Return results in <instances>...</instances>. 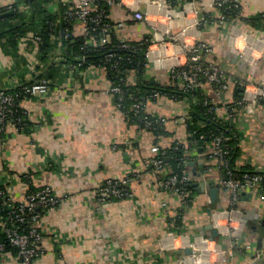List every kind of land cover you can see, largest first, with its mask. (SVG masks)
I'll use <instances>...</instances> for the list:
<instances>
[{
    "label": "crops",
    "instance_id": "obj_1",
    "mask_svg": "<svg viewBox=\"0 0 264 264\" xmlns=\"http://www.w3.org/2000/svg\"><path fill=\"white\" fill-rule=\"evenodd\" d=\"M186 1L199 7L200 0H125L109 6L108 18L125 22L113 34L118 41L155 39L142 73L128 69L124 75L133 85L140 79L169 84V63L175 57L178 63L184 60L179 45L206 42L211 48L207 57L220 64L231 79L224 91L206 82L199 87L214 106L211 113L231 125L237 135L233 168L264 171V102L251 101L254 86H264V0H238L241 15L228 23L227 30L191 27L173 42L172 37L193 22V13L181 9ZM11 4L19 6L18 13L28 14L34 5L42 8L45 13L34 19L36 23L48 20L45 15L53 19L49 39L53 46L46 51L32 39H19L14 46L0 39V88L40 78L51 82L46 96L22 102L30 114L27 131L8 128L0 134L4 200L20 201L30 189L45 186L51 187L58 199L37 223L42 233V253L33 264H264L261 186L242 194L235 207L239 210L234 221L240 228L238 247L230 249L228 240L218 235L219 255L193 254L191 243L199 235L197 229L212 224L214 210L229 208V194L219 187L217 200L212 203L209 199V183H218L222 176L216 161L205 158L210 143L193 147L188 139L179 117H188L189 102L173 101L164 95L146 101L145 111L166 119V123L159 134L140 130L116 107L103 68L82 66L63 56L71 39L82 35L79 22L66 26L67 31L63 26L62 13L73 0H0V7ZM169 8H174V13L170 14ZM135 10L146 19H135ZM230 28L251 40L240 37L233 45ZM66 34L68 43L64 42ZM176 142L189 151L190 162L202 163L197 168L188 165L197 190L191 206L180 215L178 197L160 190L156 172L147 170L145 164L153 144L169 148ZM131 175L130 197L106 203L96 199L95 191L105 179ZM0 264L20 261L15 251L8 249L0 255Z\"/></svg>",
    "mask_w": 264,
    "mask_h": 264
},
{
    "label": "built area",
    "instance_id": "obj_2",
    "mask_svg": "<svg viewBox=\"0 0 264 264\" xmlns=\"http://www.w3.org/2000/svg\"><path fill=\"white\" fill-rule=\"evenodd\" d=\"M125 3V0H73V5L67 8L62 13L63 21L72 24L79 22L82 26L83 43L80 47L82 54L76 57L77 64L84 62V51L91 47H101L110 43L113 34L118 31L124 24V21L112 22L108 18V14L101 7V3L110 6L113 3ZM7 11L19 10V6L8 5L5 6ZM170 14L174 13V8H169ZM187 13H193V22L186 24L180 29L179 34L172 37L180 38L186 35L188 28H201V25L214 26L221 28L233 20L239 18L241 15V6L238 0H200L199 7H193V3L184 2L181 6ZM233 15L229 17L228 15ZM133 17L137 20L146 19L145 15L135 10ZM230 42L236 45L237 38L242 37L243 40L250 41L249 36L234 34L230 28L229 30ZM32 39L33 42L39 46L42 43L40 29L30 32L27 36H23L20 40ZM247 41V42H248ZM255 41H259L255 39ZM164 44L163 40H160ZM246 42V43H247ZM140 42L139 44H144ZM155 43V39L150 37V44ZM122 49L130 48L131 46L122 42L120 44ZM180 49L184 53V60L178 63L177 57L173 58L168 65L170 83L176 85L179 89L189 91L195 89L201 84V79L213 86L217 91H224L228 88V79L224 74V70L220 64L211 61L207 55L211 52L210 46L204 41H195L190 45L180 44ZM245 45L242 47L244 51ZM241 50V51H242ZM146 51V56H147ZM61 60L60 57L57 59ZM130 62L129 57L109 51L105 55V62L110 63V69L116 68L118 82H110L108 93L113 97L116 107L123 113L133 111L138 113V118L143 121V127L140 130H154L162 129L166 123V119L161 117L148 118L142 116L141 112H145V102L148 100H156L162 94L158 91H152L147 96L135 99L131 103L127 111L124 110L123 101L125 93L123 85H129L125 77V70L119 69V64L122 62ZM147 63V59H146ZM145 63V65H146ZM124 64V63H123ZM78 66V65H77ZM107 73L105 66H100ZM132 70V69H131ZM249 85V83L247 84ZM246 85V86H247ZM51 82L47 79L40 78L32 80L24 84H14L0 88V134H4L6 129L11 128L15 131L26 132L30 126L29 111L22 106L25 99L33 97H44L49 93ZM251 101L262 100L264 102V86H254ZM165 96V95H164ZM167 97V96H166ZM173 101H180L176 98H171ZM206 104H211V101L205 100ZM214 110L211 104L208 108L209 112ZM182 124L186 126L187 114L179 117ZM150 130V131H151ZM202 138V136H200ZM229 136L223 133L214 134L210 142V149L205 154L208 160H215L217 168L222 176L219 179V187L229 194V208L214 210L211 213L212 225L217 229L219 235L228 240L230 249L238 247V236L240 228L234 225V221L238 220L235 213H239L235 207L240 200L242 194L258 189L264 182V171L257 172H241L238 173L230 165V149L231 146L227 143ZM193 145V144H192ZM178 147H184L181 142L174 143L171 147L174 151ZM195 147V145H193ZM197 147V146H196ZM173 150L160 147L153 144L150 148L151 155L145 160L147 170L156 172L157 184L160 190L164 192H171L178 197L180 203V213L188 209L193 203L194 196L189 188L190 182L188 163L191 160L189 151H183L181 156H175ZM125 176L123 178H108L96 189L95 197L101 203L115 201L131 196L129 190V183L134 178V175ZM6 193L0 188V199L3 202L0 205V232L4 238L0 241V255L6 253L8 249H12L16 253L20 264H33L38 258L42 250L39 247V242L42 239V233L38 228V222L41 219L42 212L54 207L58 199L49 186L39 188L35 191H28L24 194L22 200L13 201L8 199L6 202L4 198ZM164 205V204H163ZM4 212V213H3ZM3 213V214H1ZM212 244V246H210ZM193 254L199 256L203 253L218 254L221 251V243L215 239H211L205 235H196L191 243ZM226 263L218 262L217 264Z\"/></svg>",
    "mask_w": 264,
    "mask_h": 264
},
{
    "label": "trees",
    "instance_id": "obj_3",
    "mask_svg": "<svg viewBox=\"0 0 264 264\" xmlns=\"http://www.w3.org/2000/svg\"><path fill=\"white\" fill-rule=\"evenodd\" d=\"M172 4V2H171ZM102 9L105 10V12H108L109 6L105 3H101ZM7 11L6 7H0V13ZM44 12L42 8H38L34 5L33 8H31L30 12L27 13H18L17 10H13L11 15L1 17L0 18V39H5L6 42H10L12 46L16 45L18 43V40L25 36L29 35L30 32L36 31L37 29H40V35L42 37V43L39 45L41 50L46 51L47 49H50L51 46H53L50 42V34L53 29V19L50 15H45L44 18H48V20L44 21L41 20V23H36L34 19L41 16ZM233 14L230 13L228 16L231 17ZM65 30L67 31L69 23L65 22L63 23ZM204 27V25H201V28ZM67 35V34H66ZM67 39L64 41L65 43L69 41L68 35L66 36ZM84 36L81 35L78 38L71 39L72 42H70L67 46L66 52L63 55L64 57L68 58V60H71L72 62L77 63L76 57L80 56L82 54V51L80 50V47L83 43ZM31 39V38H30ZM70 40V41H71ZM122 42L118 41L115 37H111L110 43L103 45L101 47H91L84 51V62L82 63V66L88 65V64H95L98 66H105L107 69V77L110 80V82H118V77L121 76L120 73H117L116 68L110 69V63L105 62V55L109 51H113L117 54L124 55V57H129L130 62H122V64H119V69L128 70L132 69L135 71H139L142 73L145 63H146V51L150 44V38H146V41L144 44H139L140 42H127L131 47L130 48H124L122 49L120 47V44ZM70 51V52H69ZM124 63V64H123ZM32 81V80H31ZM201 83L206 82L204 79H201ZM28 83V82H24ZM20 83V84H24ZM123 91L125 93V99L123 101L124 110L127 111L131 105V103L134 102L135 99L139 98V100L143 101L144 99H141L143 96H147L152 91H158L160 94L165 95L169 98H176L177 100H187L189 102V110H188V118L186 123V130L188 133V139L191 142V144L197 146V147H203L204 143H210L214 134H225L229 136V140L227 143L231 146L230 149V165L233 166V154L235 152V149L237 147V135H235L234 129H232L231 125H228L227 123H224L223 121L219 120L214 113H211L208 111V108L211 104L204 103L205 100H208L206 95H204L203 90L198 86L195 89L184 91L182 89H179L176 85L169 84H159L151 81H144L143 79H140L136 82V84H129V85H123L122 86ZM145 111V110H144ZM126 116V119H128L130 122H133L138 126V128L143 127V121L138 118V113H134L133 111H129L128 113H124ZM142 116H147L148 118H153L155 116H152L148 114L146 111L141 112ZM151 130V129H150ZM155 134H159L162 129H154L151 130ZM202 136V138L200 137ZM168 150H173L172 148H168ZM184 151V147H178V150L174 151L173 154L175 156H181V154ZM238 173L241 172H247V171H238ZM188 188L190 192L195 195L197 188L194 186L193 181L190 180L188 184ZM261 188L264 189V182L261 184ZM29 191H35V189H30ZM241 201V200H240ZM3 202V199H0V205ZM239 203V202H238ZM237 203V204H238ZM4 213V212H3ZM1 213V214H3ZM43 214V212H42ZM1 238L0 241L3 240L4 236L0 232Z\"/></svg>",
    "mask_w": 264,
    "mask_h": 264
},
{
    "label": "water",
    "instance_id": "obj_4",
    "mask_svg": "<svg viewBox=\"0 0 264 264\" xmlns=\"http://www.w3.org/2000/svg\"><path fill=\"white\" fill-rule=\"evenodd\" d=\"M11 14H12V11L2 12V13H0V18L11 15ZM199 150L201 151V149H199ZM188 165L192 166L193 168H197V166L201 167L202 163H199L197 161H192V162H189ZM198 189L201 191V187H198ZM218 190H219V184L218 183H216V184H214L212 182L209 183V188H208L207 194H208L209 199L212 203H214L217 200ZM207 210L210 211L211 209L209 208ZM197 231H198L197 233L199 235H206V236L210 237L211 239H215L219 235L217 229L214 228L212 224H208L206 226L199 227L197 229Z\"/></svg>",
    "mask_w": 264,
    "mask_h": 264
},
{
    "label": "rangeland",
    "instance_id": "obj_5",
    "mask_svg": "<svg viewBox=\"0 0 264 264\" xmlns=\"http://www.w3.org/2000/svg\"><path fill=\"white\" fill-rule=\"evenodd\" d=\"M221 29H223V30H227V24L224 25V26H222Z\"/></svg>",
    "mask_w": 264,
    "mask_h": 264
}]
</instances>
